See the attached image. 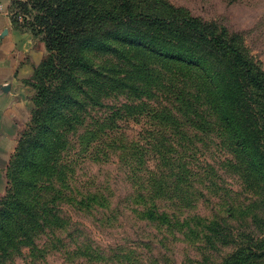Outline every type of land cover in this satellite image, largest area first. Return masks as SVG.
Segmentation results:
<instances>
[{
	"label": "rangeland",
	"instance_id": "374dc122",
	"mask_svg": "<svg viewBox=\"0 0 264 264\" xmlns=\"http://www.w3.org/2000/svg\"><path fill=\"white\" fill-rule=\"evenodd\" d=\"M9 11L13 23L29 35L37 61L29 78L28 118L17 131L7 164L0 167V203L6 197L8 179L27 174L26 164L40 144L38 131L47 129V116L54 109L48 100L65 95L62 90L77 64L73 57L90 50L98 64L103 51L89 49L90 41L113 44L121 34L137 37L140 31H157L160 37H181V42L193 44H180L185 52L172 65L182 71L186 94L194 92V118L193 107L180 108L172 90L153 101L106 100L108 108L89 111L82 124L104 123L106 136L89 142V130L82 126L63 162L73 168V180L82 186L73 188L99 187L117 198L125 197L131 187L121 170L129 166L137 178L154 180L148 189L180 211L160 208L169 217L163 225L142 222L129 213L112 226L104 219L94 224L92 215L70 216L96 244L122 251L125 264H264V0H11ZM110 17L116 20L114 25H102ZM208 45L223 49L225 59L237 57L243 64L236 75L241 77L239 84L261 134L257 147L262 158L251 149L238 154L228 124L224 126L208 105L217 97L213 88L221 78L236 79ZM101 58L115 63L112 55ZM200 94L201 102L195 98ZM254 161L260 167L249 166ZM228 203L242 210L229 217ZM187 216H194V238L183 237L178 228ZM211 223L208 242L202 235ZM165 225L171 227L159 228ZM226 225L237 227L238 232L232 231L233 237L224 241L216 233L228 230ZM31 257L25 250L14 264H30ZM67 261L57 254L36 264ZM75 264L87 263L75 260Z\"/></svg>",
	"mask_w": 264,
	"mask_h": 264
},
{
	"label": "trees",
	"instance_id": "16d2710c",
	"mask_svg": "<svg viewBox=\"0 0 264 264\" xmlns=\"http://www.w3.org/2000/svg\"><path fill=\"white\" fill-rule=\"evenodd\" d=\"M174 20H181L186 27L192 26L191 22L182 18L174 17ZM115 21L110 17L109 23L102 22V25L113 26ZM121 35L115 37L113 44L110 40H104L90 41L92 44L89 45V49L94 47L102 50L101 57L112 55L114 64L101 57L100 63L95 64L98 57L92 56L90 50L82 51L73 57L77 64L72 68L71 79L62 90L65 95L48 100L54 109L47 116V129L44 131L40 128L38 131L40 144L35 156L32 155L26 164L27 174L8 179L6 197L0 203V264H14L25 250L33 256L30 264L45 261L47 257L57 254L66 256L69 264H75V260H83L87 264H125L122 261L125 258L122 251L96 244L70 214L76 217L92 215L94 224L104 219L106 224L112 226L129 213L142 222L163 225L169 217L160 213V208L180 211L175 206L164 204L160 194L148 189L154 185V180L150 182L137 178L136 171H130L129 166H124L121 170L131 187L125 197L117 198V195L104 192L99 187L73 188V185L82 186L73 180V168L63 162L68 148L72 147L71 140L82 128L89 111L94 108L107 109L106 100L120 97L132 102L155 100L159 94H164L162 92L172 90L174 102L180 108L186 110V106L193 107L191 116L194 118V92L186 94V89L181 87L182 71L175 70L172 65V61H181L182 53L185 52L180 51L179 45L191 47L193 44L190 41L181 42V37H160L157 31H140L137 37ZM208 46L226 68H231L235 75L238 74L236 69L243 66L239 58L225 59L223 49ZM198 60L203 62L204 59L199 57ZM208 63L205 61L204 67ZM186 64L190 65L189 62ZM78 68L82 70L81 77ZM240 78L239 75H236L235 81L221 78L220 84L213 88L217 97L208 105L214 109L224 126L228 124L226 126L230 140L238 154L243 155L251 149L254 155L261 157L260 147H257L260 145L258 139L261 134L254 123V113L246 103L243 85L239 84ZM165 83L167 86L163 85ZM195 98L203 100L201 94ZM146 109L144 107L143 110ZM184 113L182 111L181 115L184 116ZM76 123L80 125L79 128L73 127ZM102 124L95 121L83 126L89 130V142L106 136L105 126ZM247 159L251 160V157ZM249 166L260 167V164L254 161ZM260 193L255 194L257 196ZM112 200L116 201L115 205ZM226 210L231 217V214L242 209L239 205L228 203ZM175 218L180 220L179 216ZM184 221L178 227L182 228V236L194 238V216H187ZM177 225V222L173 224L174 228ZM211 226L214 227V223L207 225L206 232L202 235L208 242L211 240L208 236ZM226 226L228 230L224 228L216 233L224 241L233 237L232 231L238 232L237 227ZM164 227L171 226H159ZM173 233L177 234L176 231Z\"/></svg>",
	"mask_w": 264,
	"mask_h": 264
},
{
	"label": "crops",
	"instance_id": "0c3cea01",
	"mask_svg": "<svg viewBox=\"0 0 264 264\" xmlns=\"http://www.w3.org/2000/svg\"><path fill=\"white\" fill-rule=\"evenodd\" d=\"M10 4L0 0V167L7 164L17 131L28 118L29 78L37 61L29 35L13 23Z\"/></svg>",
	"mask_w": 264,
	"mask_h": 264
}]
</instances>
